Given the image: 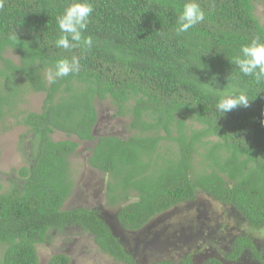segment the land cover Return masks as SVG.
Returning a JSON list of instances; mask_svg holds the SVG:
<instances>
[{
  "label": "trees",
  "instance_id": "obj_1",
  "mask_svg": "<svg viewBox=\"0 0 264 264\" xmlns=\"http://www.w3.org/2000/svg\"><path fill=\"white\" fill-rule=\"evenodd\" d=\"M70 2L5 0L0 9V122L26 129L33 147L28 166L6 190L0 185V264H39L36 247L69 227L90 234L114 261L137 264L96 211L63 210L74 186L69 158L80 143L94 141L88 165L108 177L107 203L117 207L121 230L139 232L198 193L233 209L252 230L263 228L264 83L230 62L253 38L264 42L254 14L264 0H197L205 20L180 35L176 21L186 0H90L83 36L92 37L91 48L64 50L53 42L61 35L57 17ZM73 57L79 71L47 80L58 60ZM199 62L206 70L196 68ZM202 84L242 89L253 100L221 116V93ZM29 92L45 94L40 113L18 111ZM96 101L129 119L132 136L95 138ZM55 132L78 142H54ZM245 254L262 263L247 235L235 237L223 257L236 262ZM69 263L64 255L48 261ZM178 264H191L190 256Z\"/></svg>",
  "mask_w": 264,
  "mask_h": 264
},
{
  "label": "rangeland",
  "instance_id": "obj_2",
  "mask_svg": "<svg viewBox=\"0 0 264 264\" xmlns=\"http://www.w3.org/2000/svg\"><path fill=\"white\" fill-rule=\"evenodd\" d=\"M254 14L264 28V6L256 4ZM6 58L17 63L16 57L12 55H7ZM46 78L49 80V76ZM44 100L43 93H26L18 105V111L40 113ZM94 107L97 114V123L93 129L95 138L114 136L126 140L132 136L128 128L129 119L116 117V110L109 102L96 101ZM30 139L27 130L16 126L12 119L0 122V185L4 190L17 171L28 166L33 154ZM51 139L54 142H78L75 137H66L59 132L53 133ZM95 142L80 143L69 158L74 186L63 210L85 208L96 211L113 229L119 242L137 264L159 261L178 264L186 256H190L191 264H204L211 258L230 264L223 256L229 253L233 239L243 235L252 237L255 247L262 253V263L253 261L245 254L231 264H264V227L252 230L233 209L202 193L197 194L195 201L179 205L156 217L139 232L121 230L114 217L117 207L111 208L107 203L108 177L88 165L87 160ZM135 200L132 197L129 202ZM36 251L39 264H48L55 255L68 257L69 264H121L102 253L94 238L76 227L51 234L49 241L37 246Z\"/></svg>",
  "mask_w": 264,
  "mask_h": 264
},
{
  "label": "clouds",
  "instance_id": "obj_3",
  "mask_svg": "<svg viewBox=\"0 0 264 264\" xmlns=\"http://www.w3.org/2000/svg\"><path fill=\"white\" fill-rule=\"evenodd\" d=\"M4 5L5 0H0V9ZM93 11L94 7L90 0H71L65 7L63 13L57 17V25L61 35L54 40L55 47L64 50H71L78 47L90 49L93 44V39L91 36H83V33L87 29L89 18ZM204 20L205 12L197 0H186L183 4L182 11L177 16L175 33L177 35L186 33L189 29ZM230 63L239 70L242 76L251 77L257 85L264 83V42H261L259 37L253 38L250 43L241 46L239 52L232 57ZM196 68L203 71L206 70V65L199 62V66ZM76 71H79V60L77 57H73L71 61L60 59L49 70V79L55 80V78L64 77ZM231 77L232 73L227 78L228 81ZM202 85L206 86V91L208 92L214 94L217 92L221 93L215 105L217 112L222 114L221 116L238 107L247 108L253 100L242 89H233L232 91L224 92L223 90H217L211 87L209 84ZM261 123L264 124V121H261Z\"/></svg>",
  "mask_w": 264,
  "mask_h": 264
},
{
  "label": "flooded vegetation",
  "instance_id": "obj_4",
  "mask_svg": "<svg viewBox=\"0 0 264 264\" xmlns=\"http://www.w3.org/2000/svg\"><path fill=\"white\" fill-rule=\"evenodd\" d=\"M223 259H224V257H223ZM217 260H218V259H217ZM224 260H225V259H224ZM218 261H220V260H218ZM225 261H226V260H225ZM220 262H221V261H220ZM226 262H228V261H226ZM228 263H230V264H231L232 262H228ZM222 264H223V263H222Z\"/></svg>",
  "mask_w": 264,
  "mask_h": 264
}]
</instances>
